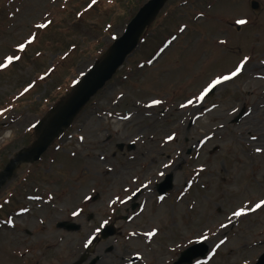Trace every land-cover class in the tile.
Instances as JSON below:
<instances>
[{
  "label": "rangeland",
  "instance_id": "374dc122",
  "mask_svg": "<svg viewBox=\"0 0 264 264\" xmlns=\"http://www.w3.org/2000/svg\"><path fill=\"white\" fill-rule=\"evenodd\" d=\"M149 1L0 0V63L20 57L0 70V173ZM257 147L264 0H169L112 80L0 188V264H73L85 253L97 264H175L202 241L208 251L193 264H256L264 253ZM107 225L115 234L100 238Z\"/></svg>",
  "mask_w": 264,
  "mask_h": 264
},
{
  "label": "water",
  "instance_id": "95a60500",
  "mask_svg": "<svg viewBox=\"0 0 264 264\" xmlns=\"http://www.w3.org/2000/svg\"><path fill=\"white\" fill-rule=\"evenodd\" d=\"M169 0H150L128 23L123 35L115 40L108 49L106 55L97 62L90 71L77 84L71 96L60 106L52 110L49 119L42 121L36 127L39 132L38 140L29 148L20 151L0 173V188L13 176L15 169L21 163L37 162L47 151L51 143L68 128L74 118L83 110L90 100L101 91L108 82L123 67L127 58L138 48L141 37L147 27L158 16L162 8ZM254 10L258 9L259 3L252 1ZM130 148H133L131 146ZM167 189L172 186V177L168 176ZM167 189H160L165 193ZM94 197L93 200H96ZM69 230H74L75 225L62 224ZM114 234L112 227L105 230L103 238ZM208 248L205 243H198L181 254L175 264H193L197 257H204ZM82 262L85 260L83 257ZM97 259H94L93 264ZM256 264H264V253L259 257Z\"/></svg>",
  "mask_w": 264,
  "mask_h": 264
},
{
  "label": "snow or ice",
  "instance_id": "6c2138e0",
  "mask_svg": "<svg viewBox=\"0 0 264 264\" xmlns=\"http://www.w3.org/2000/svg\"><path fill=\"white\" fill-rule=\"evenodd\" d=\"M96 2H97V0H91V4L89 5V7H91L92 5H95ZM236 23L243 25V24L246 23V21H244V20H237ZM50 24H51V21H47V23H44V24H38L37 27H38V28H46V27H48ZM181 31H183V29H181ZM34 39H35L34 37L29 38V40H28V44L33 43V42H34ZM220 43H221V44H225L226 41L221 40ZM18 47H19V51H21V52H24V51H25V47H26L25 44H20ZM19 60H20V57H19V56H6L5 59H4V61H3L2 63H0V70H2V69H7L9 66H11V65L14 63V61H19ZM246 61H247V58H245V61L241 62V64L238 65V66L236 67L235 71L232 72V74H231L230 76H224V77L222 78L223 81L230 80V79H232L233 77L239 75V74L241 73V71H242V69H243L244 64L246 63ZM221 82H222V81H221L220 79H217V80L213 81V84L216 85V84H220ZM30 87H31V86H30ZM27 91H28V89L26 88V89H25V92H27ZM205 91H207V89H206ZM199 99H203V93L201 94V96L199 97ZM160 103H161V101H159V100H154V101H153V104H155V105H158V104H160ZM192 103H193V101H191V100L188 101V104H189V105H191ZM181 107H185V105L182 104ZM172 139H174V137H172V136H169V137H168V140H169V141L172 140ZM252 139L255 140L256 137L253 136ZM82 140H83V137H81V141H82ZM255 152H256L257 154H260L261 152H264V149L257 147V148L255 149ZM166 166H167V165H166ZM201 170H203V169H201ZM161 199H162V198H161ZM262 207H264V200H261V201H259L258 203L255 204V209H260V208H262ZM73 214L75 215L76 213H73ZM243 214H244V213H242V212H240V211L234 212V215H235V216H241V215H243ZM9 223L11 224V221H9ZM222 227H223V225H222ZM156 234H157V231H156L155 229H153L152 231L146 233V235H147L148 237H150V238H151V237H154ZM221 243H223V241H222ZM137 258L139 259L140 257L138 256Z\"/></svg>",
  "mask_w": 264,
  "mask_h": 264
},
{
  "label": "flooded vegetation",
  "instance_id": "af4514ba",
  "mask_svg": "<svg viewBox=\"0 0 264 264\" xmlns=\"http://www.w3.org/2000/svg\"><path fill=\"white\" fill-rule=\"evenodd\" d=\"M136 206H137V205H136ZM136 206H135V207H136ZM105 228H106V227H104L102 230H105ZM77 229H78V228H77ZM111 237H112V236H111ZM112 249H113L112 247L108 248V249H107V252H110ZM86 250H87V249H86ZM86 252H87V251H86ZM84 255H88V254L85 253ZM99 261H100V258L97 259L93 264H97ZM135 262H137V260H133V259L130 260V263H131V264H133V263H135ZM79 264H81V259L79 260ZM87 264H89V262H88ZM123 264H128V263H127V262H124Z\"/></svg>",
  "mask_w": 264,
  "mask_h": 264
},
{
  "label": "bare ground",
  "instance_id": "6f19581e",
  "mask_svg": "<svg viewBox=\"0 0 264 264\" xmlns=\"http://www.w3.org/2000/svg\"><path fill=\"white\" fill-rule=\"evenodd\" d=\"M214 90H215V89H214ZM214 90H213V91H214Z\"/></svg>",
  "mask_w": 264,
  "mask_h": 264
}]
</instances>
